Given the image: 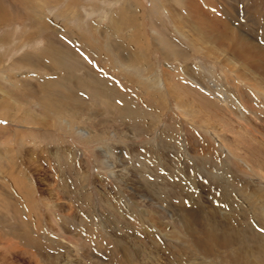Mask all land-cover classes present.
Listing matches in <instances>:
<instances>
[{
    "label": "rangeland",
    "instance_id": "rangeland-1",
    "mask_svg": "<svg viewBox=\"0 0 264 264\" xmlns=\"http://www.w3.org/2000/svg\"><path fill=\"white\" fill-rule=\"evenodd\" d=\"M135 1L141 5L142 16L138 17V23L145 38L148 39L153 33H157L166 40L174 38L182 47L183 41L173 33L171 21L166 12L160 8L157 0ZM12 2L8 6L10 11L12 10L10 22L0 25V36L9 32L11 39L9 41L11 46L7 48L0 46V82L4 81L5 75H8L12 82L11 76L15 73V79L22 78L21 73L25 68H16L15 64L14 68L11 67L12 71L5 72L3 69L21 53H41L50 46L48 42L53 43L51 46L54 45L63 53L62 60H49L47 65L50 70L48 67L30 69H37L40 77H56L61 81V91L77 94V101L82 111L77 115L78 118L73 120L80 127H85L90 132V136L75 138L73 134L58 131L55 128H44L32 123L31 120H28L31 123L24 124L22 128V124L13 116V109L9 111V116L0 117L1 129L19 133L17 140L11 145L13 149H16L14 152L18 153L16 166L21 168L29 165L28 162H32L30 164L32 168L38 166L44 168L48 175L46 185L36 184L33 196L27 198L32 210V222L37 225L30 224V228H27L31 230L32 236L40 239L43 253H48L47 258L37 254L30 244L26 246L23 241L20 243L18 235L22 236V230L15 229L14 235L12 233L18 224L14 211L11 208L5 210L0 207V211L3 210L2 212L6 213L0 212V220H3L0 222V254L2 255L0 264H109L110 261L118 264L119 251L125 253L127 251L126 255L129 256L127 264H167L169 258L167 254H170L167 252L168 249L170 250L168 246L173 247L176 244H169L163 232L148 227L145 225L147 222L143 224L146 233L140 234L144 229H139L135 225H140L137 217L141 209L136 207L134 200L130 197L133 192L131 179L137 176L135 175L136 167L143 171L146 168L133 161L135 158L132 157L130 146L134 145L136 149L141 148L143 152L144 149L150 152L156 149L159 154H166L164 159L171 154L176 160V163L166 167L167 169L158 165L160 178L156 180V183L159 182V185L154 187L151 194L156 197L154 198L156 204L163 205L169 211L171 214L169 218H172L175 223L174 226L166 225V222L171 219L167 217L158 219L159 217L152 213L154 212L152 209L143 207V210L148 213V219L152 217L155 227L166 230L171 236H177L179 232L181 234L182 227L177 213L182 214V212L168 203V201L177 203L176 199H168H170L169 193L178 194L183 190L193 199V203H189V206L196 205L193 207L194 210H200L203 217L205 216L203 213L209 214L212 207L218 209L217 213H220V216H235L234 220L237 222L232 219L231 223L234 222L233 225L235 224L237 229L241 227L240 233L236 230L240 240L238 247L263 245L259 241V236H264V213L257 209L246 211L241 206L245 198L241 195L235 196L238 191L233 181L252 191L264 194V100L253 96L250 92V96L247 95V98L244 96L242 100L236 92L237 82L235 80L232 82L233 79L229 74L225 75L219 63H212L199 52L184 49L177 52L175 58L166 59L161 50L155 48L151 44L152 40L149 39L148 45L146 43L144 46L146 55H149L157 77L163 79L169 86L168 88L164 83L159 82L161 90L165 87L169 104L161 101L157 104L151 103V96L144 95L145 91H140L142 87L140 88L139 84L130 83L121 78L119 71L111 69V65L101 57L102 52L114 51L113 46L116 47L117 43L121 50L125 48L133 52L134 49H138L126 40L130 34L128 26L123 27L122 34L120 32L121 36L116 41L109 31L111 24L109 17L112 15L118 18L116 14L124 6L125 0H56L55 3L45 4L43 11L48 26L44 28L45 30L34 28L29 18L14 12L16 3ZM69 8L71 11L67 10ZM139 9L138 7V11ZM35 30H38V33L35 36L32 35L23 47L19 46L20 34ZM71 34L82 45L84 42L81 39L90 44L95 43L96 52L90 48V45L82 46L81 43L74 42V39L70 37ZM95 39L97 42H94ZM257 39L260 40V37ZM168 65L175 69H169ZM201 66H206L207 69L204 70ZM183 68L188 70L189 76L184 74ZM122 69L124 70L125 67ZM126 70L128 69H125L124 73L127 72ZM212 78L221 83L222 88L229 95V98L225 99L227 102L217 97V95L222 96L213 86ZM35 79L37 78L34 77L32 81ZM139 83L145 86L148 80L140 77ZM245 98L249 101L243 103L242 101H246ZM150 107H153V110ZM134 121L141 123L142 127L136 129L133 125ZM130 125L133 129L129 128ZM134 138L138 140L140 138L137 144H132L131 139ZM125 143L132 145L127 148ZM35 148L41 149L42 152L37 151V156L33 153L31 160L27 159L24 152ZM56 150L60 152L67 150L69 154L76 151L79 157H74L73 154L63 157V152L53 156L52 153ZM100 151H105L103 155L106 156L104 161L106 164H103L97 156ZM184 161L188 163L186 167L184 165L182 167ZM148 162L150 161H145V163ZM109 163L113 164V168L107 167ZM5 168L8 171L9 167ZM119 181L122 184L121 192L116 188L118 185L116 182ZM141 181L145 186H149L147 180L141 179ZM4 183L7 182L0 173V188L1 185H6ZM41 189L46 190L45 193H41ZM142 193L144 194V190ZM229 193L234 194L236 198L232 204H228L225 200L226 194ZM149 196L148 194L143 199L148 201ZM17 197L22 200L19 196ZM18 198L13 199L11 196L10 200L21 208L22 201ZM124 204L127 206L125 207ZM168 204L171 207L168 208ZM20 215L25 220L30 218L22 212ZM140 215H142L141 212ZM51 216L70 221L66 228L74 233L65 234L72 241L68 244L69 246L60 247L63 240L60 236H56L58 235L55 231L57 225L50 221ZM133 216L137 218V221L134 219L136 223L132 221ZM242 217L243 221H241ZM251 218L262 221V224L258 222L259 226L258 224L246 226ZM128 223H132L136 231ZM241 223L244 225H238ZM18 227L24 229V227ZM137 230L141 232L138 234ZM147 230L150 231V235L154 234V239L159 241L155 247L160 246L159 254L157 251L155 253L152 243H147L145 239ZM77 238L82 239L79 241ZM85 238H92V241L89 242ZM53 251H55L54 256ZM193 254L185 255L183 260L176 255L173 264H230L220 258H203L196 253Z\"/></svg>",
    "mask_w": 264,
    "mask_h": 264
},
{
    "label": "bare ground",
    "instance_id": "bare-ground-1",
    "mask_svg": "<svg viewBox=\"0 0 264 264\" xmlns=\"http://www.w3.org/2000/svg\"><path fill=\"white\" fill-rule=\"evenodd\" d=\"M12 1H15L16 3L15 4L16 11L14 12H16L20 16H25L29 18L31 20V26H33L36 29H44L48 27L45 12L43 11L44 10L43 6L45 4L55 3L56 0H0V25L9 23L11 20L12 10L10 11L9 9L10 7L8 6ZM157 1L160 4V8L164 10L168 15L172 24L173 33L183 41V45H182L183 48L180 47L181 45L180 46L178 45L177 41L174 38H170L169 40H166L157 33H153L151 37H148V39L145 38L143 33L141 32L140 24L138 23V17L142 16L140 3L135 0H125V4L123 3L124 6L116 14L118 18L113 17L112 15L109 17V20L111 21L109 31L116 41V39L121 36L120 32L123 29V27L126 26L125 28H127L128 26V28L130 29V34L128 35V39L126 40H129V44L138 47V49H134L133 52L125 48H122L121 50L117 43L116 47L113 46L114 51L110 52L111 51L110 50L109 53L102 52L101 57L105 60V62L111 65L110 66L111 69L118 70L122 76L121 78H124L127 82L139 84V87L140 88L142 87V89L140 90L138 87L137 88L140 91H145L143 92L144 95L149 94L151 96L150 97L151 103L157 104L159 101H161L163 103L166 102L167 104L168 103L167 92L164 90L165 87L163 88V90L160 89L159 82L161 81L166 86L167 83L163 79L157 77L156 72L150 63L149 55H146V51L144 50V46L146 45V43L148 45L150 39L152 40L151 44L154 45L155 48L160 49L162 54H164V56L166 57V59L175 58L177 52H181L184 49L185 50L188 49V51L199 52L201 55H203L204 58L210 60L212 63H219V65L221 66V70L225 73V75L226 73L229 74L230 78L233 79V80L231 79L232 82L234 80L237 82L236 83L237 86H235L236 92L237 94L240 95V97H242V100L244 99V96L247 98L249 92L253 96L260 97L262 100H264V0H157ZM175 1L177 2V4H173V2ZM138 7L140 8L139 11H138ZM67 10L71 11L70 8ZM37 33L38 30H35L31 33L28 32V33L20 34L19 46L23 47L26 44V42H29L32 35L35 36V34ZM9 35L10 34L8 32L0 36V46H4L5 48L11 46V44L9 43V41L11 40L9 38ZM72 36L73 35L71 34L70 37ZM257 37H260V40L257 39ZM72 38L74 39V42L76 41L78 42V44L81 43L77 40L76 37H72ZM81 41L84 42L83 43L84 46L85 44L90 45V48H92V50H95L96 52V49H94L95 43L90 44L89 42L82 39ZM94 42H97V39H95ZM48 43H50V46H47L43 51H41V53L23 52L13 61L8 63L6 66H4L3 69L5 72L12 71L11 67L14 68L15 64H16V68L19 69L25 68V70H22L21 73L22 78L15 79L16 77V73H15L14 75L11 76V78L13 79L12 82L8 75L7 76L5 75L3 78L4 81L6 80L5 82L4 81L0 82L1 83L0 84V117L3 118L5 116H9V111L13 109L14 110L13 116L16 118V121L19 120V122L22 124L21 125L22 128H24V124L32 122L44 128H55L58 131H63L64 133L73 134L75 135V138L76 137L89 138L90 132L85 127H80V125L77 124V122L75 123V121L73 120L74 118H78L77 115L82 111L77 101L78 100L77 94L75 92L65 93L61 91L60 88L61 81L59 79H56V77L54 78L48 76L40 77V74L36 71L41 67H48L49 60L52 61L59 59L62 60L63 58V53L61 52V50H59V48L57 47H54V45L51 46V44L53 43L51 42ZM126 52H131V53H126ZM33 67H36L37 69L31 70L30 68ZM122 67L128 69L126 70L127 72L124 73L125 69L123 70ZM167 67L169 69H175L170 65H168ZM201 67L204 70L207 69L206 66H201ZM48 69L50 70L49 67ZM183 69H184L183 71L184 74L189 76L188 70L186 68ZM34 77L37 79H35V81H32ZM140 77L146 78L148 80L147 85L144 86L142 83H139ZM214 77L216 76L214 75ZM223 80L227 81V79L224 78ZM97 81H100V79H97ZM212 83L213 86H215V88L218 89L219 93H221L222 97L218 95L217 97L221 101L227 102L225 99L229 95L222 88V84L218 83L213 78H212ZM167 87L169 88V86ZM247 101L249 100L242 102L245 103ZM155 107L154 109L157 108ZM151 110H153V107L151 108ZM21 111H23V114H21ZM131 117L133 118V116ZM28 120H31V122H28ZM133 125L136 127V129L140 126L142 127L141 123H137L135 121ZM131 126L132 125H130L129 128L133 129V127ZM18 135H19L18 132H11L9 130L0 128V143L2 144V147L0 148V173L1 175H3L5 182H7L4 183L6 185H1L2 187L0 188V207L5 210L11 208L12 211H14L15 219H17L18 224L17 227L13 229L12 233L14 235L15 229H19L20 231L22 230V236L17 234L20 243L23 241L24 243H26L25 244L26 246L30 244L35 248L37 254H41L44 258H47L48 253H43L44 249H42V243H40V239L32 236L30 234L31 230L29 231L27 228V227L30 228V224H35V222L34 223L32 222L33 220L32 210L30 208L29 203L27 202V198L33 196L34 192L36 191V187H35L36 184L41 183L43 185H46V182H48V175L45 173L44 168H41L39 166L32 168L30 166L32 162L31 163L28 162L29 160H31V156L33 155V153L35 154V156H37L36 152L37 151L42 152L41 149H36V148L33 150L28 149V152H24V154L25 157H27V159L29 158V160H27L29 165L22 166L21 168L16 166V161H17L16 155L18 153L14 152V150L16 151V149H13L11 145L12 143H15L14 141L17 140ZM131 140H132V144L133 143L137 144L140 138L139 140L135 138ZM132 144L125 143V146L129 148V146ZM130 147H131L130 152L132 154V157L135 158L133 160L135 164L140 163L142 164V167L146 168V170L143 171V169L136 167L137 169L135 175L137 176H134V179H131V183L133 185V187L131 188L133 192L131 193L130 197L131 199L134 200L136 207L141 209L140 212L142 213V215H140V212H138L139 217H137L138 222H140V225L139 224H135V225H137L139 229H144L145 226L143 224L147 222V224L145 225H147L148 227L154 228V230L156 231L163 232V235L165 236L169 244L170 243L176 244V246L173 247L169 245L168 248H170V250L164 249L170 253L167 254L169 257L167 264L175 263L174 256L176 255H179V257L182 259L185 255L190 256V254L192 253L201 255L203 258H209V257H211L212 259L220 258V260H226L230 264H264V236L261 237V235L259 234L260 235L259 241L263 243V245H259V246L251 245L250 247L247 248L242 246L238 247L239 245L238 242L240 241L238 237L239 235L238 233H240L239 231H241V227L237 229L238 227H236L235 224H234L235 226L233 225L234 222L231 223V220L232 219L234 220L235 216L221 215L222 216L221 217L220 213L219 214L217 213L218 209L212 207V211L209 214H207L206 212L203 213L205 214V216L203 217L200 214L201 212L200 210L198 209L194 210L193 207H195L196 205L192 204L191 206H189V203H193V199H191L188 193L184 192L183 190L181 193L178 194L175 192H173L174 194L169 193L170 199H168V200L176 199L177 203L176 202L171 203V201H168V203L171 204L172 207L175 208L177 207L178 211L182 212V214H179L180 212L177 213L178 211L176 212L177 215L179 216L178 221H180L182 227L181 234L179 231H177L179 232L177 233V236L172 235L173 236L172 237L171 234H167L166 230L155 227V224L151 220L152 217L148 219L149 217L148 213L143 210V207H149L150 209H152L154 211L152 213H155L159 217L158 219H163L164 217H167L168 219L169 216L171 217V214L166 208H164L163 205L156 204L154 202V198L156 197L151 196V194L154 187L156 185H159V182L156 183V180L158 181L160 178V175L158 174L159 171L158 165H160V167L168 168L173 166V164L176 163V160L175 158L172 157L171 154L168 155V158L164 159L166 157V154L163 153L159 154L156 149H154L155 151H151V152L150 150L148 151V149H144L143 152L141 148L136 149L135 145ZM62 152L64 153L63 157H67L72 154L74 157L77 158L79 157L78 152L73 151L70 152L69 154L67 150H62L61 152L56 150L55 152L52 153V155L58 156ZM103 153H105V151L102 152L100 151L99 154H97V156L100 159V161L104 164L105 163L104 161L106 160L105 159L106 156H104ZM142 156L143 158H141ZM147 160H149L150 162L145 163V161ZM112 163H109L107 167L113 168ZM187 164L188 163L184 161L182 167L183 165L186 167ZM7 166L9 167L8 171L5 168ZM41 171L43 173H41ZM141 179L147 180L146 182L149 186L147 185L145 186V184L142 183ZM116 183L119 185V186L116 185L117 190L121 192L120 188H122V184L120 183V181ZM233 184L236 186V189L238 191L237 192L238 194L235 196L237 197L238 195H241L242 197L245 198L241 206L245 208L246 211L250 209H257L260 210L262 213H264V194H261L260 192L252 191L250 190V188L248 189L247 187L242 186V184H238L234 181ZM207 187H209V185ZM41 190H42L41 193H45L46 191V190L43 191V189ZM143 190H144V194L142 193ZM148 194L150 195L148 201L144 200L143 198H146ZM11 196H13V199L15 197L18 198L17 196L22 198V200L18 198L20 201H22L20 202L21 208L15 202H11L10 200ZM226 197L227 198L225 200L226 202H228V204L229 203L232 204L233 202H235L236 198H234V194L233 195L231 193L226 194ZM8 200H10V202ZM145 201L148 203H146ZM169 204H168V208L170 206ZM124 205L125 207L127 206L126 204ZM216 205H218L217 202ZM21 212L25 213L30 218L26 216L28 220H25L23 217H21L20 215ZM2 213L6 214L4 212ZM134 217L135 216L132 217L133 219L132 221L136 223L134 221L135 219ZM169 220L170 221L167 220L168 222H166L167 223L166 225L174 226L175 222L172 221V218H169ZM255 220L254 218L253 219L251 218L250 222L249 223L247 222L248 225L246 224V226L249 227L250 224L251 225L258 224L259 226L258 222L262 224V221L260 220L258 221V219L256 218ZM2 221L3 220H0V222ZM50 221L54 225H57L56 230L54 229L58 234L56 236H60L61 239L63 240L60 243L61 244L60 247L65 248L66 246H69L68 244H71L72 241L70 240V237L66 235H69L68 232L74 233L66 228L67 224L70 221L68 222L67 220L59 219L53 216L50 217ZM241 221H243V217L241 218ZM128 224L132 229L136 231L132 223H128ZM238 225L243 226L244 224L241 223ZM18 226H21L22 228L24 227V229H20V227ZM33 228L35 229V227ZM145 229L142 230V232L137 230L138 234L140 232H141L140 234L146 233L144 232ZM236 230L238 233L236 232ZM149 233L150 231L147 230V234H145V239H147L146 240L147 243L150 244L152 243V246L155 248L157 245L156 243H158L159 241L157 239H154V234L150 235ZM77 239L81 241L82 238H77ZM85 240H88L90 242V240L92 241V238H85ZM97 244L98 243H96V245ZM166 246L167 245H165V247ZM159 247H157L158 249L155 248V253L156 251L158 254L160 253L158 251ZM222 252H224L223 253L224 257L222 255ZM52 253L54 256L55 251H53ZM56 253L58 254V251H56ZM126 253L124 251H119L118 254H120V257L118 259L119 261L118 264H127L129 256H127L128 254L126 255ZM0 256L2 255L0 254ZM0 261H2L1 258ZM114 263L117 264L116 262H112L111 264Z\"/></svg>",
    "mask_w": 264,
    "mask_h": 264
}]
</instances>
